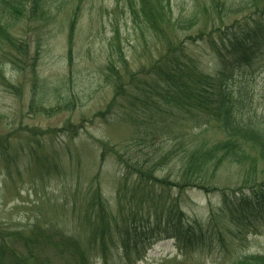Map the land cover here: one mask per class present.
<instances>
[{"label": "rangeland", "instance_id": "1", "mask_svg": "<svg viewBox=\"0 0 264 264\" xmlns=\"http://www.w3.org/2000/svg\"><path fill=\"white\" fill-rule=\"evenodd\" d=\"M225 1L241 5L248 0ZM256 2L241 5L240 12L222 10L214 22L264 20V0ZM50 3L49 18L35 21L25 16L11 29L27 43L30 57L38 51L35 77L30 60L19 70L0 58V233L9 251L17 245L25 254L9 233L30 234L38 227L55 234L52 243L36 245L38 258L52 264H81L82 254L87 264H239L264 256V216L238 220L223 202V194L233 196L244 186L250 165L225 164L215 172L209 168L200 180L210 185L208 190L154 181L180 180L181 159L194 142L212 145L224 138L218 122L201 119L194 127L192 121H182L173 133L169 129L150 134L148 112L130 109L127 97H117L106 82L111 46L124 51L127 66L139 76L167 51L166 39L152 31L142 36L129 17L126 0ZM212 5V0H171L176 18L197 12L200 20L189 30L170 34V42L209 31ZM262 46L231 80L238 117L245 123L264 115V41ZM201 47L192 50L206 62L203 68L213 72L217 60ZM164 157L156 178L147 181L153 200L137 205L141 223L148 226V235L140 237L145 245L126 254L123 217L131 208L128 201L139 184L138 172ZM253 172L264 187V163ZM96 190L106 205L102 224L92 213L99 206L90 210L88 205ZM164 204L165 209L178 207L182 212L181 235L174 230L173 217L168 223L167 213L162 218L158 213ZM97 225L105 227L104 235ZM74 241L79 251L60 252L58 245Z\"/></svg>", "mask_w": 264, "mask_h": 264}, {"label": "trees", "instance_id": "2", "mask_svg": "<svg viewBox=\"0 0 264 264\" xmlns=\"http://www.w3.org/2000/svg\"><path fill=\"white\" fill-rule=\"evenodd\" d=\"M170 2L171 0H126L129 17L140 29L141 35L152 31L159 35L160 39L162 36L166 39L168 49L151 67L140 71L138 76L139 72H132L127 66L124 51L115 50L114 45L111 46L110 59L105 68L106 82L113 87L117 97H127L130 109L148 112V118H151L148 124L153 127L150 134H155L157 130L169 129L170 133H173L174 127L181 126L182 121H192L196 127L202 119V122L217 121L224 138L212 145L194 142L181 159L180 180H159L154 176L156 170L163 166L158 164L166 157L161 158L157 164L147 167L145 172H138L139 184L131 190L133 194L128 201L131 208L123 217L122 235L126 254L145 245L140 237L149 233L148 226L141 223L142 210L137 205L151 203L153 200L152 193L147 191V181L151 178H156L154 181L162 185H172L180 189L200 187L208 190L210 185L204 181L201 183L200 180L207 175L209 168L212 167L215 172L225 164L250 165L244 186L233 196L223 194L224 207L238 220L264 216V187L258 182L256 172H253L256 165L264 163V115L251 123L241 121L238 117V106L230 89L235 71L250 64L257 51L263 47L264 20L251 18L223 25L214 22L215 14L219 15V12H224L222 10L230 14L240 12L241 5L251 6L256 0H248L243 4L241 1V5H236L235 1L227 3L225 0H212L213 5L208 11L212 17L211 29L207 32L201 30V35H190L185 40L173 39L172 42L170 34L189 30L200 19L197 12L192 14L191 18H176ZM50 4V0H0L1 59L9 60L19 70L28 63L27 60H30L28 65L31 72L33 75L36 73L38 51L30 57L27 43L17 38L11 29L25 16L35 21L39 18H49L47 8ZM74 27L72 22L71 35ZM195 45L203 46L201 51L217 60L213 72H207L205 67L203 68L206 62L192 50V46ZM122 68H125L128 74L124 73ZM245 188L250 192H245ZM123 193L121 192L120 200L124 198ZM88 205L90 210L95 205L99 206L98 212L92 213H96L95 217L100 219L102 224L106 217V205L99 190L93 193ZM163 207L162 212L161 210L158 212L161 218L167 213L170 221L168 223H172L173 217L175 219L173 222H176L174 230L181 235L182 212L178 207L165 209L166 204ZM104 228L97 225L96 230L104 235ZM45 233L38 227L30 234L22 230L9 233L16 236L17 244L24 246V255L16 250L17 245L9 251L6 236L0 233V264H30L28 258L33 260L34 264H52L51 261L38 258L39 254L36 251L39 247L36 245L40 242L45 240L52 243L55 239V234L51 231L47 230ZM58 247L61 253L70 248L75 252L80 250L76 248L75 241ZM81 257H83L81 264H87L85 255L82 254ZM239 264H264V256L250 257Z\"/></svg>", "mask_w": 264, "mask_h": 264}]
</instances>
